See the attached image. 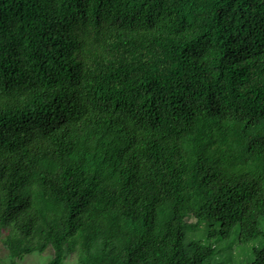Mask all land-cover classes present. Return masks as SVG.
Segmentation results:
<instances>
[{"label":"trees","instance_id":"trees-1","mask_svg":"<svg viewBox=\"0 0 264 264\" xmlns=\"http://www.w3.org/2000/svg\"><path fill=\"white\" fill-rule=\"evenodd\" d=\"M263 226L264 0H0L11 264H264Z\"/></svg>","mask_w":264,"mask_h":264},{"label":"rangeland","instance_id":"rangeland-1","mask_svg":"<svg viewBox=\"0 0 264 264\" xmlns=\"http://www.w3.org/2000/svg\"><path fill=\"white\" fill-rule=\"evenodd\" d=\"M264 229V226L262 227ZM146 232L148 234L156 235V231L154 226L147 225L146 226ZM188 232L191 233V230ZM188 237H191V234H188ZM204 238L209 242V239L207 236H204ZM214 241V240H213ZM261 244V239H256L252 242H250L246 247H242V249H239L237 246L234 247V250L229 252L225 251L224 255H228V257H231V262H236L237 260H240L241 256L247 259H250L252 249L255 246H259ZM237 249V250H236ZM244 250V254L240 255L239 252H242ZM217 256V255H216ZM52 257V250L51 248L43 253L35 252L30 255H26L24 259L18 260L17 264H47V262ZM252 258V255H251ZM0 264H11V257L8 248L4 245L2 238H0ZM64 264H78L76 254H70L68 258L66 259Z\"/></svg>","mask_w":264,"mask_h":264}]
</instances>
